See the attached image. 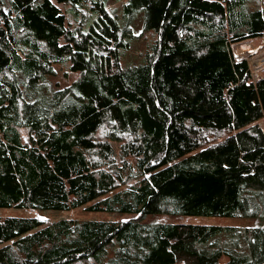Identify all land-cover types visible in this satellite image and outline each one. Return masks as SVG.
I'll return each instance as SVG.
<instances>
[{
    "label": "trees",
    "instance_id": "obj_1",
    "mask_svg": "<svg viewBox=\"0 0 264 264\" xmlns=\"http://www.w3.org/2000/svg\"><path fill=\"white\" fill-rule=\"evenodd\" d=\"M106 2L0 0V209L129 218L0 216V264H264V78L233 53L264 0Z\"/></svg>",
    "mask_w": 264,
    "mask_h": 264
},
{
    "label": "rangeland",
    "instance_id": "obj_2",
    "mask_svg": "<svg viewBox=\"0 0 264 264\" xmlns=\"http://www.w3.org/2000/svg\"><path fill=\"white\" fill-rule=\"evenodd\" d=\"M127 0H107V8L116 15L122 14V8ZM60 8L66 13L68 20L74 24L78 19L76 15L71 11L67 5L59 4ZM130 46L124 50L122 54V65L125 68L139 66L145 62V53L152 49L155 43V34L152 30H146L143 24V12L136 14L133 21L132 37L129 38ZM250 45L251 48H258L261 53H264V36L255 38L251 42H244ZM58 70H60L58 68ZM63 71H59L58 80L63 81ZM23 140L25 143L28 141L27 133H23ZM0 216H36L45 217L49 221H58L60 219H75V220H106V221H120L129 218V216H121L118 214L109 213H89L84 209H77L70 212H42L32 213L23 210L15 209H0ZM148 220H159L163 222H184V223H204V224H215L223 226H250L253 225V221H247L243 219L234 218H222V217H205V218H176L168 216H154L149 217Z\"/></svg>",
    "mask_w": 264,
    "mask_h": 264
},
{
    "label": "built area",
    "instance_id": "obj_3",
    "mask_svg": "<svg viewBox=\"0 0 264 264\" xmlns=\"http://www.w3.org/2000/svg\"><path fill=\"white\" fill-rule=\"evenodd\" d=\"M233 53L236 60L247 61L254 83L264 78V53L258 48H251L246 43H237L233 45Z\"/></svg>",
    "mask_w": 264,
    "mask_h": 264
},
{
    "label": "water",
    "instance_id": "obj_4",
    "mask_svg": "<svg viewBox=\"0 0 264 264\" xmlns=\"http://www.w3.org/2000/svg\"><path fill=\"white\" fill-rule=\"evenodd\" d=\"M40 221H48L45 217H37Z\"/></svg>",
    "mask_w": 264,
    "mask_h": 264
},
{
    "label": "crops",
    "instance_id": "obj_5",
    "mask_svg": "<svg viewBox=\"0 0 264 264\" xmlns=\"http://www.w3.org/2000/svg\"><path fill=\"white\" fill-rule=\"evenodd\" d=\"M263 37V36H262Z\"/></svg>",
    "mask_w": 264,
    "mask_h": 264
}]
</instances>
